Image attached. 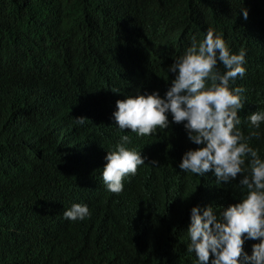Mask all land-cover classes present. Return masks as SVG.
Returning <instances> with one entry per match:
<instances>
[{
  "label": "clouds",
  "instance_id": "obj_1",
  "mask_svg": "<svg viewBox=\"0 0 264 264\" xmlns=\"http://www.w3.org/2000/svg\"><path fill=\"white\" fill-rule=\"evenodd\" d=\"M228 3V35L207 0L2 8L0 140L14 146L0 155V202L6 187L33 194L15 217L0 204V221L15 219L44 264L162 249L177 264H264V158L248 143L264 124V0ZM38 222L72 224L77 252L50 255Z\"/></svg>",
  "mask_w": 264,
  "mask_h": 264
},
{
  "label": "trees",
  "instance_id": "obj_2",
  "mask_svg": "<svg viewBox=\"0 0 264 264\" xmlns=\"http://www.w3.org/2000/svg\"><path fill=\"white\" fill-rule=\"evenodd\" d=\"M68 1V0H62ZM136 1V0H134ZM208 5L215 13V22L214 28L218 31L223 32L225 35L230 34V30L227 24V16L229 12L230 5L227 4V0H207ZM15 0H0V36L2 35V30L4 27V22L1 20L2 8L11 6ZM19 16V15H18ZM16 16L5 28L9 31H12L15 27V20L18 18ZM31 134L35 135L34 129L28 127ZM250 129L247 128L245 134H248ZM261 138L259 140L252 138L248 143L255 148L259 149V154L264 158V124H261ZM14 142L12 140H0V155L2 158L5 157L6 151L12 149ZM6 160V159H5ZM239 176V174H238ZM8 185V183H7ZM43 189L49 190L48 185L43 186ZM0 190H2L0 188ZM5 196L2 197L0 204L6 209H10L15 216H17L15 208L19 205L18 202L20 198L22 199V204L27 202L32 194L24 186L16 187H6L3 189ZM240 188L236 187L232 190L229 197L232 200H237L242 196ZM38 226L41 227V234L36 235L38 237H43L41 244L44 248L47 249V252L53 257L58 256L59 248H65L69 250L71 254L77 252V247L75 246L78 241V235L74 231V226L68 224L64 231L60 233H54L51 231L45 230L41 223L38 222ZM163 248L170 250H186V244L181 240L178 241H166L165 244H162ZM37 243L36 241L29 239L25 236L21 229L19 228L18 223L15 219H10L7 217H2L0 221V264H44V252L39 250L37 254ZM37 258V259H36ZM103 264H107L105 259L101 260ZM126 264H177L175 258L171 252L167 253L165 249H162L154 260H134L128 258Z\"/></svg>",
  "mask_w": 264,
  "mask_h": 264
},
{
  "label": "bare ground",
  "instance_id": "obj_3",
  "mask_svg": "<svg viewBox=\"0 0 264 264\" xmlns=\"http://www.w3.org/2000/svg\"><path fill=\"white\" fill-rule=\"evenodd\" d=\"M65 147H67V146H65Z\"/></svg>",
  "mask_w": 264,
  "mask_h": 264
}]
</instances>
